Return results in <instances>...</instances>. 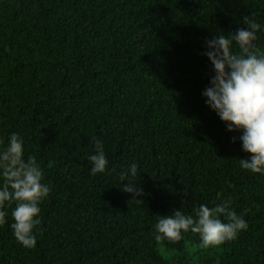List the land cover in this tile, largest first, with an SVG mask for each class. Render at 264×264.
Segmentation results:
<instances>
[{"label": "trees", "instance_id": "obj_1", "mask_svg": "<svg viewBox=\"0 0 264 264\" xmlns=\"http://www.w3.org/2000/svg\"><path fill=\"white\" fill-rule=\"evenodd\" d=\"M244 16L264 25V0H0V139L18 132L51 188L34 247L0 225V264H264V175L201 94L204 41ZM229 196L248 223L235 240L153 238L155 215Z\"/></svg>", "mask_w": 264, "mask_h": 264}, {"label": "clouds", "instance_id": "obj_2", "mask_svg": "<svg viewBox=\"0 0 264 264\" xmlns=\"http://www.w3.org/2000/svg\"><path fill=\"white\" fill-rule=\"evenodd\" d=\"M242 22L246 27H237L227 35L219 31L204 41L203 55L210 61L213 74L201 94L226 129L240 133L241 148L250 155L238 159L239 167L264 175V51L255 43L264 25L249 16L242 17ZM231 139L235 141L236 137ZM95 147V153L87 157L92 175L105 172L108 164L101 141L96 140ZM136 175L137 164L132 162L121 173V179L130 181ZM43 179L35 156H25L24 139L18 132H10L6 142L0 139V225L7 222L10 214L12 235L25 248L36 245L40 204L51 192ZM121 188L132 194L131 200L140 201L135 199L142 193L140 187L127 182ZM231 202L229 196L212 206L201 203L193 207L191 214L182 208L157 214L152 225L153 238L175 244L190 232L198 235L199 247L203 249L235 240L248 223L243 214L230 206Z\"/></svg>", "mask_w": 264, "mask_h": 264}]
</instances>
